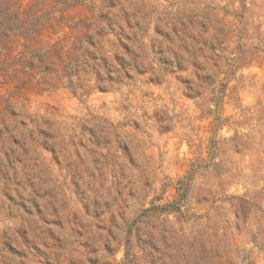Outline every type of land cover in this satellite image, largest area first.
I'll list each match as a JSON object with an SVG mask.
<instances>
[{
    "label": "rangeland",
    "instance_id": "1",
    "mask_svg": "<svg viewBox=\"0 0 264 264\" xmlns=\"http://www.w3.org/2000/svg\"><path fill=\"white\" fill-rule=\"evenodd\" d=\"M0 264H264V0H0Z\"/></svg>",
    "mask_w": 264,
    "mask_h": 264
},
{
    "label": "trees",
    "instance_id": "2",
    "mask_svg": "<svg viewBox=\"0 0 264 264\" xmlns=\"http://www.w3.org/2000/svg\"><path fill=\"white\" fill-rule=\"evenodd\" d=\"M12 4H5V7H10ZM218 6L210 8L211 12H215L214 15H216V11H218ZM224 10V9H221ZM224 29V28H223ZM4 31H1V34H5L6 30L11 31L12 28L7 26L3 29ZM23 37L25 38H32L35 36L36 30H26L21 33ZM235 32L234 29H229L218 31V33L214 34L211 37H207L206 34H194L189 35L187 39L179 38L178 43L180 44V48L184 50V55H177L176 53H173V58L170 59L168 57H162V54L159 51L155 50H146L144 53L145 57L152 55V60L150 65L156 67L158 69V72H172V71H166L165 68H169L170 70H173L174 68L177 69V71H185L187 68L191 70L192 75L196 77V81L198 83H202L205 80H216L219 77V74H227V71H221V62H225L227 64L233 65L231 61L233 59L229 58L228 55L232 54V52H227L226 47L224 44L230 40L231 38H234ZM159 48V47H158ZM157 48V49H158ZM164 52V50H163ZM153 63V64H152ZM96 66V65H95ZM132 63H124L122 71L128 76L127 71H133ZM169 66V67H168ZM136 70L139 71L137 66H135ZM214 69V70H212ZM212 70V71H211ZM166 74V73H163ZM222 81V79L220 80ZM213 90H215L213 88ZM196 93V92H195ZM222 95V91L220 92V96ZM218 96L217 98V105H218V99L220 101L221 97Z\"/></svg>",
    "mask_w": 264,
    "mask_h": 264
}]
</instances>
